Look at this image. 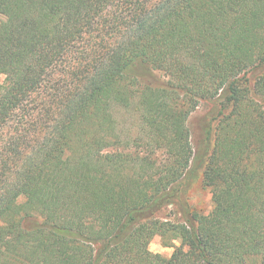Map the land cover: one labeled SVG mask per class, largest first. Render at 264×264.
<instances>
[{
    "label": "trees",
    "instance_id": "obj_1",
    "mask_svg": "<svg viewBox=\"0 0 264 264\" xmlns=\"http://www.w3.org/2000/svg\"><path fill=\"white\" fill-rule=\"evenodd\" d=\"M0 14V264H264V0ZM206 101L195 153L187 120ZM192 163L205 215L184 195Z\"/></svg>",
    "mask_w": 264,
    "mask_h": 264
},
{
    "label": "rangeland",
    "instance_id": "obj_2",
    "mask_svg": "<svg viewBox=\"0 0 264 264\" xmlns=\"http://www.w3.org/2000/svg\"><path fill=\"white\" fill-rule=\"evenodd\" d=\"M2 20L3 16L0 14V22ZM155 75L159 81L164 80V77L161 75V73L157 72ZM141 83L144 82L141 81ZM215 108L216 103L213 101L201 102L188 117L187 122L191 135V143L195 153H199L198 150L202 147V134L204 129H206L209 124H211L210 121L214 115V111L216 110ZM121 117L125 121L128 120L126 116ZM188 171H190L192 174L189 173L186 175V177L188 176V183H184V187L186 189L184 195L188 200L190 207L194 211L204 215L208 214L212 208V203L209 190L202 184L203 168L200 169L197 167V163H192ZM176 245H178V243H176ZM148 248L152 253L160 254L164 257H168L172 253L171 248L162 246L161 240L158 236L152 238Z\"/></svg>",
    "mask_w": 264,
    "mask_h": 264
}]
</instances>
